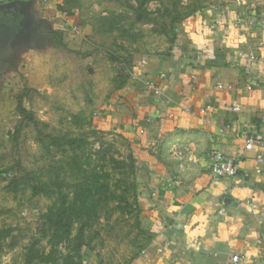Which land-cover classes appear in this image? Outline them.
Returning a JSON list of instances; mask_svg holds the SVG:
<instances>
[{
    "label": "crops",
    "instance_id": "obj_1",
    "mask_svg": "<svg viewBox=\"0 0 264 264\" xmlns=\"http://www.w3.org/2000/svg\"><path fill=\"white\" fill-rule=\"evenodd\" d=\"M18 1L0 9V47L35 29L64 42L92 30L83 0ZM175 26L171 48L135 54L97 109L133 162L144 242L126 264H264V147L245 148L264 136V0L211 4ZM212 149L237 159L236 175L212 180Z\"/></svg>",
    "mask_w": 264,
    "mask_h": 264
},
{
    "label": "rangeland",
    "instance_id": "obj_2",
    "mask_svg": "<svg viewBox=\"0 0 264 264\" xmlns=\"http://www.w3.org/2000/svg\"><path fill=\"white\" fill-rule=\"evenodd\" d=\"M224 2L83 0L80 19L92 30L87 34L72 32L71 42H66L68 48L38 29L32 39L1 45V259L25 264L29 248L42 255L32 264H64L68 254L74 255L71 243H52L45 215L61 202L59 189L71 197L73 183L85 174H77L80 164L87 175H99L104 185L97 192L100 201L96 216L87 220L84 229V239L95 253L92 262L126 264L133 258L144 242L137 223L134 174L125 159L122 139L97 128L101 116L97 109L110 87L120 84L126 70H130L129 62L135 54L171 48V26L177 23H173L174 17ZM79 35L81 41L74 44ZM19 101L43 124L39 130L31 124L24 127L14 146L11 134L22 117L17 109ZM49 134L79 137L82 146L75 152L65 146L56 147L45 138ZM39 137H44V142ZM123 161L126 164L120 165ZM17 162L30 173L31 180L21 182L12 191L7 189L11 177L22 175ZM32 183L45 184L47 191L33 195ZM81 223H74L72 236Z\"/></svg>",
    "mask_w": 264,
    "mask_h": 264
},
{
    "label": "trees",
    "instance_id": "obj_3",
    "mask_svg": "<svg viewBox=\"0 0 264 264\" xmlns=\"http://www.w3.org/2000/svg\"><path fill=\"white\" fill-rule=\"evenodd\" d=\"M69 3V2H68ZM71 3H77L76 0H70ZM195 12V10H194ZM193 13V12H192ZM191 13L186 14L184 17H187ZM184 17L176 16L173 18V23L179 22ZM174 37L175 27L171 26ZM53 38L64 48L67 47V43L62 40V37L54 34ZM132 58V57H131ZM17 109L21 114L20 123L15 127L14 132L11 134V140L14 146L17 145L19 137L21 135L22 130L24 127L28 125H33L37 130L41 123L34 115V113L26 109L22 102L19 101L17 104ZM40 136L42 134L41 131ZM45 138L50 139V144L56 147H67L75 152L78 148L82 146L81 139L79 137H70V136H63V137H53L50 134L45 135ZM39 140L44 142V137H39ZM120 165L126 164L124 161L119 162ZM129 167L133 170V162L131 160L128 161ZM16 167L18 171L22 175L15 174L11 177L9 183L7 184V189L12 191H16L18 185L24 181H30V173L24 172V169L20 162L16 163ZM24 172V173H23ZM85 173L79 176L73 185L71 190V197L68 194L62 193L61 189H59L58 193L62 196L61 202L59 203L56 209H50L45 217L47 219L48 225L51 228V241L54 245L62 242L67 241L71 243L72 250H74V255L68 254L65 257L64 264H94L91 259H85L86 254L93 251V248L90 246L89 242L84 239V229L87 225V220L89 218L95 217L97 212V207L99 203V197L97 193L98 189H103L104 185L101 182V177L99 175H87V171L82 169V164L79 165L77 174ZM81 178V179H80ZM45 184L40 183H32L31 184V191L33 195H37L43 192H46ZM134 187V184H133ZM60 188V186H59ZM106 188V187H105ZM81 224L78 227L77 233L72 236L73 225L75 222L80 221ZM42 230H45L44 228ZM83 248V249H82ZM42 255L37 251L29 248L28 253L26 254L25 264H32V260L36 257H41ZM76 258V259H74ZM77 260V261H76Z\"/></svg>",
    "mask_w": 264,
    "mask_h": 264
},
{
    "label": "built area",
    "instance_id": "obj_4",
    "mask_svg": "<svg viewBox=\"0 0 264 264\" xmlns=\"http://www.w3.org/2000/svg\"><path fill=\"white\" fill-rule=\"evenodd\" d=\"M145 84L148 88L154 89L155 93H158V90L153 86L151 81L146 80ZM231 109L233 111H237L238 107L234 106ZM256 146L264 147V136L260 133L251 135L250 137L246 139V142H245L246 149H252ZM209 162H210L211 175H212L213 181H217L220 178L225 177V176H234L237 174L238 169H239V164H238L237 159L235 157L226 155L219 149L210 150ZM232 261L234 262V264H238L239 257L237 254L232 256Z\"/></svg>",
    "mask_w": 264,
    "mask_h": 264
},
{
    "label": "water",
    "instance_id": "obj_5",
    "mask_svg": "<svg viewBox=\"0 0 264 264\" xmlns=\"http://www.w3.org/2000/svg\"><path fill=\"white\" fill-rule=\"evenodd\" d=\"M19 3H20V1H18V0H13V1H10V2H7V3H3V4H0V9L1 10L10 9L11 7H14L15 5H17ZM15 34L21 35L22 32L15 33Z\"/></svg>",
    "mask_w": 264,
    "mask_h": 264
},
{
    "label": "clouds",
    "instance_id": "obj_6",
    "mask_svg": "<svg viewBox=\"0 0 264 264\" xmlns=\"http://www.w3.org/2000/svg\"><path fill=\"white\" fill-rule=\"evenodd\" d=\"M241 195H242V193H241ZM193 223H195V220H193ZM201 227H203V226H201ZM195 233H193V235H194Z\"/></svg>",
    "mask_w": 264,
    "mask_h": 264
}]
</instances>
